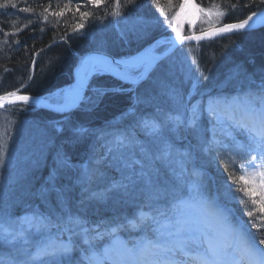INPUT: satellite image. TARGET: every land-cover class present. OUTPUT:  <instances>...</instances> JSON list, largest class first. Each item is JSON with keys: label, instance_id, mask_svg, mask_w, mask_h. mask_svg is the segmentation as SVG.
<instances>
[{"label": "snow or ice", "instance_id": "snow-or-ice-1", "mask_svg": "<svg viewBox=\"0 0 264 264\" xmlns=\"http://www.w3.org/2000/svg\"><path fill=\"white\" fill-rule=\"evenodd\" d=\"M158 2L159 0H153V3ZM6 3L11 4L14 8L17 6L13 0H6ZM137 3L138 0H126L125 9L135 8ZM259 3L264 4V0H259ZM85 4L99 8L104 5V0H82L75 6V12L83 21L75 26L74 32L78 35L86 34L83 31L85 29L84 22L93 15L88 11H80ZM253 6H255V0H245V2L237 0L236 3L225 0L226 11L218 10L215 12V16L219 20L230 13L243 11L245 8ZM186 9L189 11L186 12ZM70 10V3H66L59 11L52 12V15L61 17ZM20 11L33 13L34 9L24 7ZM49 11V8H44L45 13ZM123 12L120 0H115L111 16L114 19L122 20L125 19ZM199 13H205L209 17V23H213L211 20L213 13L210 9L200 7L194 0H183L180 4L179 10L175 12L172 21L169 22L175 33V38L169 37L167 40V43L171 45L170 55L174 54L178 48L182 51L185 41L193 39L199 41L205 37H218L224 34L244 35L264 27V10H262L252 11L243 19L237 18L234 22L224 23L220 27L202 31L199 36L182 34L181 25L184 22L194 25L195 18ZM47 18L45 15L44 19L47 20ZM119 20L116 22L118 23ZM140 22L141 18H136L134 27L135 23ZM30 23L31 21H29ZM63 39H67V34ZM159 43L158 41L154 42V45H150L144 53L127 59L110 58L101 48L96 50V54L82 58L77 69L76 83L68 91L61 92L62 100L58 104L57 110L63 112L79 106L82 102L89 101L91 98L86 97L85 92L89 87V81L96 75L111 74L128 84H138L161 59L156 54ZM32 66L34 72L35 59L32 61ZM237 74L239 75V73ZM186 75L193 88H198L200 77L203 75L198 62L189 60ZM29 79L31 80L32 76ZM244 79L247 77L244 76ZM21 87L23 88L25 85ZM93 91L102 96L110 90L93 89ZM171 95L178 104L184 103L186 100L185 97L178 96L174 90ZM31 100L32 97L29 94H21V89L0 94V106H4L6 103L15 105L17 102L28 104ZM135 102H139L138 98ZM134 111V107L130 108L122 113L121 117L126 118L134 114ZM185 113L186 121L180 116L171 115L167 117V121L176 127L186 126L195 130L198 122L206 114L212 124V138L205 139L201 136L203 151L209 154L214 153L213 160H218L223 153L233 165L238 163V170L241 174L237 176L235 171L228 172V180L231 181V186L242 194L239 203L248 217L247 224L250 228L256 229L259 234L258 243L264 245V78H262L259 91H253L251 87L244 90L242 86L241 92L235 96L209 95L206 103L201 100L191 104L189 98ZM224 125L248 131L250 142L246 151L250 159L246 162L243 160L237 162L233 155L237 149L243 152V145L225 143L217 137L216 129ZM165 126L164 121L140 117L118 134L116 148L106 146L107 154L104 159L114 157L119 161V157H115V152L128 149L129 146L133 149L138 148L147 158L149 153L144 151V146L135 143L136 130L143 128L150 135L156 136L162 145L156 153L151 154L152 160L162 162L169 160L172 156V143L162 135ZM56 130L63 131L59 128ZM71 131L74 136H80L87 129L78 127ZM204 131H208V129H204ZM95 150L96 145H90V151L95 153ZM6 153L7 146L0 140V165L6 162ZM181 156L184 159L180 161V171H172L176 181H179L187 172L185 161L189 153H181ZM57 162L60 168L69 171L76 167L70 162V157L63 154L62 151L57 153ZM92 162L90 158L89 163ZM124 168L131 172L130 175L125 176L127 184L113 183L101 192H91L89 199H103L109 193L119 192L121 189L127 190L130 185L137 182V178L149 186L152 185L153 174L143 171V162H140L141 171L139 172L136 171L135 161L125 164ZM224 170L227 171V167ZM97 174L103 175V173L94 172L88 167H84L82 171L78 172L75 183L81 186L84 191H89L85 186L93 182ZM192 175L196 176L198 181L190 186V195H184L183 188L174 184L175 196L165 210L158 211L156 215L139 211L137 214L139 223L130 221L132 226L140 232V236L135 240L123 239L120 233L124 230V225L116 222L105 226L103 231L100 230L99 224L92 229L85 227L87 222L79 216H74L67 208L66 193L71 188L68 186L57 188L55 186L56 177L51 175L49 184L52 187L45 188L44 192H56L59 211L53 208L47 212L33 211L18 217L6 213L5 218L0 220V247L6 246L16 252V256H10L6 264H264V249H257L247 231L219 203L220 196L216 195L212 198L203 196L201 192L203 185L199 181L203 179L204 173L194 168ZM156 182L159 183V170H156ZM161 196H167V189L157 192L156 198L159 199ZM249 205L251 210H249ZM69 223L75 225L79 231H73L67 226ZM65 232L71 234L68 240L62 238ZM90 232L95 234L90 236ZM71 236L82 237L80 244L78 245ZM106 237L110 242L101 249L99 244ZM20 244L24 247H17ZM82 245L87 247H81ZM33 247L35 251L31 250ZM78 247L80 256L74 259L73 253ZM18 257L24 258L18 259Z\"/></svg>", "mask_w": 264, "mask_h": 264}, {"label": "trees", "instance_id": "trees-1", "mask_svg": "<svg viewBox=\"0 0 264 264\" xmlns=\"http://www.w3.org/2000/svg\"><path fill=\"white\" fill-rule=\"evenodd\" d=\"M195 1L205 8L215 7L226 11L224 8L225 0ZM13 2L17 5L15 8L11 4H7L6 0H0V94H5L16 89H21L22 93L41 94L51 91L58 86L71 83L72 69L77 57L87 50L101 48L103 51L109 52L117 57H127L136 53L143 45L146 46L157 37L170 33L171 25L169 22L171 21V16L180 6L182 0H159L158 3H153V0H138L135 8L127 9H125L126 0H120L126 20L131 21L138 17H144L146 19L148 17L150 19H157L158 21L160 18L162 19L163 15L168 16L167 23H156L155 26L151 25V23L146 25L145 27L148 29V32L141 38L135 36L132 30L126 29V25L125 27L122 25V20H119V18L114 19L111 16L115 0H104V5L99 8L85 4L80 9V11L93 13L84 22L85 29L83 31L86 34L83 35H78L74 32L75 26L83 22L75 12V6L81 3L82 0H13ZM230 2L236 3L237 0H230ZM241 2H245V0H241ZM66 3H70V11H66L61 17L52 15V12L59 11ZM24 7H32L34 12H21L20 9ZM44 8H49L50 11L45 13ZM261 8H264V4L259 3V0H255V6L245 8L243 11L230 13L222 17L220 22L230 23L234 22L237 18L243 19L250 12ZM45 15L48 17L47 20L44 19ZM117 20H119L118 23L116 22ZM29 21H31L30 24ZM198 30L202 29L198 26L194 27V31ZM66 34L67 39L65 40L63 37ZM194 57L203 75L200 77L198 88H195V92L190 99L191 103L201 100L205 102L209 95L240 93L242 86L244 90H247L249 87L252 90H257L261 85L259 83H262V78H264V27L244 35L231 34L217 39L199 42L195 45ZM33 59H35L34 72L32 70ZM164 66H166L165 59L158 64L156 69L151 71L148 80L145 79L135 87L131 84L123 83L109 74L96 75L89 81V87L85 93V95L91 94L94 96L89 105L84 106L80 104L78 108L64 114H56L38 108L35 105L27 107L29 114L25 113L26 116L24 118L30 119L32 117L31 113H39V116H37L38 122L42 125L49 126V132H53L54 149L57 152L62 151L63 154L70 157V162L76 166L75 169L69 171L60 168L57 161L52 163L48 160V162L38 169L41 173V177L39 176L38 178L40 181L39 184H42L43 182L41 181H44L51 188L52 185L49 184V181L51 175H55V186L57 188L70 187L71 190L66 195L71 200V204L67 208L72 213L74 212L83 218L87 222L86 226L90 227L91 225L99 224L101 226L100 229L104 230L105 226L116 222L124 225V232L132 234L131 224L126 220L128 218H135L136 209L144 205L145 209L149 210L151 214H155L173 200L175 196V192L173 191L174 184L182 187L183 191L185 189V185L181 184L179 182L180 180L176 181L172 175V171L175 170L178 172L179 168L177 166V159L174 160L171 157L166 161L168 166L167 170L162 168L157 161H154L152 164H156L160 168L159 183L156 182V170L152 169V185L149 186L143 180L137 178V181L140 183L136 182L133 184L135 187L132 192L128 196L121 197L117 204L111 199L97 200L96 202V199H89L90 193L97 191L98 186L96 185V181H98L100 175L97 174L93 182L85 186L89 191H84L81 186L75 183L78 172L82 171L84 167H88L94 172L103 173V176L104 172L108 170L107 166L109 165V161L107 159L100 157L97 161L92 162L90 166L85 165L84 162L86 161L85 158L89 157L90 154L96 155L98 153H92L90 151V145L92 143L101 147L103 144H106L112 129L121 128L128 122V116L122 118L120 122L116 121V118L113 117L133 107L135 109L134 114L136 115L158 109L154 99V87L156 86L158 88L157 84L160 85L161 83H168L173 86L180 85L179 78L182 76L176 75L173 72L172 66L166 67L168 69L164 68ZM235 66H237V73L239 75L234 74L224 85L221 84L222 79L228 76L231 77L230 72ZM30 76H32L31 80L29 79ZM244 76L247 79H244ZM22 85H25V87L22 88ZM188 85L192 86V83L190 82ZM222 85L223 87L218 89ZM208 87L211 91L204 93ZM93 89H109L110 91H107L101 96L94 92ZM121 89L123 91H120ZM189 89L190 87H187L184 94H187ZM137 98L139 102H135ZM173 104L162 103L161 107L171 108ZM17 105L9 106L8 109ZM165 105L169 106L166 107ZM16 108L20 112L23 109L27 110L22 104ZM135 118L136 116L128 123H134ZM25 119L24 122H27ZM164 122L166 126L163 129L162 135L164 137L168 136L167 139L169 141L173 140L174 138L172 139L169 134L168 125L166 121ZM112 125H116L117 127L110 130ZM209 125L210 120L205 114L202 120L198 122L196 128L199 135L196 133V129H190L186 133L190 143L195 146L196 163L210 173V178L206 175L207 184L210 186L212 184L211 181H213L216 184L220 199L233 205L236 214L247 223L248 217L245 215L244 208L239 203L242 194L237 192L231 186V181L228 180V172L235 171L237 176L240 175L238 163L233 165L231 160L227 159L223 153L218 160H213L214 153L209 154L203 151L201 136L205 139H210ZM78 127L87 129V131L80 136H74L71 130ZM58 128L63 131L58 132L56 130ZM175 129L183 137L182 127H176ZM204 129H208V131H204ZM147 135L138 129L135 132V136L138 137L141 143L143 145L145 143V146L149 148ZM172 135L174 136V134ZM223 138L221 136L219 139L226 143V140ZM176 139L181 140L177 135ZM17 143L19 145L22 142ZM174 143L179 145L187 144L184 140ZM154 151L155 149L146 150L149 153L148 158L151 157ZM201 154L207 155L208 160L206 161L204 158H201ZM233 155L236 157L237 162L247 159L244 152H241L239 149L234 151ZM52 157L50 154L49 158L51 160L54 158ZM54 159L57 160L56 158ZM226 167L227 171L224 170ZM144 171L149 172L148 169ZM111 174L113 172L108 173L109 176ZM137 187H142L140 189L141 197ZM165 189H167V196H161L157 199V192H163ZM53 193L57 197L56 192ZM19 197H23V195H19V193L15 195L13 191H8L3 196L1 195L0 220L5 218V212L10 211L13 213L17 209L21 210L18 201ZM33 197L31 198H38L37 196ZM32 201H28L25 204L46 212L53 208L59 211L57 206L47 204L42 200L44 206L41 205L40 200L37 202ZM10 202L15 205L6 207ZM81 208L86 209L84 210L87 212V216L81 214L79 210ZM249 210H251L250 205ZM67 226L75 232L79 231L71 223ZM251 231L252 235L259 240V234H257L256 229L252 228ZM137 232L139 233L138 229L134 234ZM70 235V233L65 232L66 237H70ZM71 237L77 241L78 245L80 244L82 237ZM107 239V237L104 238V241ZM81 247L87 246L82 245ZM78 251L79 247L73 253L74 259L79 257ZM13 255L14 253L8 247H0V257L3 259Z\"/></svg>", "mask_w": 264, "mask_h": 264}, {"label": "rangeland", "instance_id": "rangeland-1", "mask_svg": "<svg viewBox=\"0 0 264 264\" xmlns=\"http://www.w3.org/2000/svg\"><path fill=\"white\" fill-rule=\"evenodd\" d=\"M200 7H202V6H200ZM207 9H210L213 13V16L211 17V20L213 21V23H211V24L209 23V17L205 13H199L195 18V24L194 25H189L187 22H184L181 25L182 34H188L189 32H192L193 28L196 26H198L200 29H207V28H211V27H215L216 25H219L221 18L219 20H217V18L215 16V12L218 10H215L214 8H207ZM185 11L187 12L189 10L186 9ZM256 11H258V10H256ZM138 18H141V22L135 23V27H134V22L136 21V19H133L131 21L126 20V19H122V23H123L122 25L124 27L126 25V29L132 30L134 32L133 34L135 36L141 38V37L145 36L146 32H148V29L145 27L146 25L151 23V25L155 26L156 23L157 24L167 23L166 21L168 19V16H166V18H165V15H163L162 19L160 18V20H158V21H157V19H150L148 17H146V19H144V17H138ZM128 21H130V22H128ZM141 29H143V31H141ZM171 31H172V27H171ZM172 34L175 35L174 31H172ZM165 40L161 39L158 41L160 43H159V47L156 49V53H158L160 51H164L167 48L166 46L168 45V43ZM155 42H157V40ZM152 45H154V44H152ZM195 45L196 44H189V45L183 44V46H182L183 50L182 51L179 50V48H178V50L174 54H171V55L169 54V55H166L164 57L165 62H166V66H164V68H166L168 66H172L173 72L176 75H181L182 77L179 78L181 83L178 86H173V85L168 84V83H161L160 85L157 84L158 88L156 86L154 87V90H155L154 99L156 101L158 109H154V110H151L150 112L143 113L140 115L131 114L127 118L128 122H131V120L135 116H136V118H135L134 122L137 119H139L140 117H144L146 119H157V120L160 119L162 121H166V123L168 125L169 134L171 135L172 139L174 138L173 140H170V142L172 143V156H171V158H173L174 160L177 159L178 162H180L181 160L184 159V157L181 156V153H184V152L189 153V156H188L186 161L191 162L193 152L196 149H195V146L189 142V139L186 136V133L190 131V128H188L186 126H181L183 129V134H184L182 137V135H179L177 133V130L175 129L176 126L167 121V117L169 115L180 116L181 119L186 121L185 108H186V106H188V99L189 98L191 99V97L193 96V93L195 92V88H193V86L188 85V83H190L191 81L187 78L186 68H187L189 60L195 61V57H194L195 56ZM144 47H145V45H143L139 50H137L135 54H138L142 51H145V49L149 48V47H146V48H144ZM135 54H132V56ZM164 58L161 59L160 61H158L153 66V69L151 71L156 69L158 64L162 60H164ZM166 69H168V68H166ZM151 71L149 72V74L146 76L145 79H147V80L149 79ZM237 72H238L237 66H235L230 72L231 77L228 76V77H225L224 79H222L221 84L224 85L225 82H227L230 78H232L234 74H237ZM145 79H143L141 81H144ZM259 84H261V83H259ZM223 85L219 86L220 88H218V89H221L223 87ZM71 87H72V85L70 86V88ZM187 87H190L189 92L187 91V94H184L186 92ZM206 89L207 90H205L204 93L211 91V89L209 87ZM173 90L175 91V93L178 96H183L186 98L184 103H180V104L176 103V101L173 99V96L171 95ZM222 96H225V95H222ZM48 97L53 101V103H60L62 100L61 92H58V91L53 93V94H49ZM86 97H90L92 99V97H94V96L91 94H87ZM91 99L89 101L82 102L81 105L88 106L89 103L91 102ZM162 103H168L169 105L171 103H174V104L172 105L171 108H162L161 107ZM195 103H197V102L195 101L194 103H191V104H195ZM21 104L24 105L27 110L23 109V111L20 112V110L18 108H16V107H18V105H21ZM18 105L13 106L10 109H8V107L0 108V140H2V142L7 146L6 162L4 164L0 165V198H1V195L3 196L8 191H11V189H9L10 183L21 173V171H20L21 169H23V171L26 170V171H24V173H28L32 170H34L37 173L38 169L43 164L48 162V160L52 163H55V161H57L54 158L57 159V153L58 152L56 150H53L54 149V135H53V132L52 133L49 132V126H45L44 124L42 125V124H40V122H38L37 116H39V113H37V112L31 113L32 117L29 116V117H31L30 119L24 118V116H26L25 113L29 112L27 107L33 106L35 104H33V103H28V104L19 103ZM169 105H165V106L167 107ZM76 108H78V106ZM62 114H64V113H62ZM158 116H159V118H158ZM117 117H119V118H117ZM113 118H116L115 120L118 122H120L122 120L121 114L116 116V117H113ZM24 119L27 122H24ZM128 122L125 123V126H123L121 128H116V129H112L114 127H117L116 125L115 126L112 125L110 127V130L112 129V132L110 133V135L106 141V144L102 143L103 145H105L104 148H103V145L101 147L96 146L95 152H98V153L96 155L90 154L89 157L85 158L86 161L84 162V164L85 165L87 164L88 166H90V164H91V163H89L90 158L93 162L97 161L100 157L104 158L107 154V147L116 148L117 147L118 134L123 132L125 129H127L129 125L133 124V123H128ZM211 129H212V124H210V126H209V137L210 138H212ZM138 130L144 132V134L145 133L148 134L147 135V139H148L147 144L149 145V148L145 146V143L143 145L137 136H136L135 143L137 145H140V143H141L144 146L145 152L147 149H155L154 153H156L158 148L162 146L160 140L156 136H151L147 132V130H145V129L143 130V128H138ZM244 130L247 133V135H249L248 131H246V129H244ZM240 132H244V131L239 130V133H238L234 130L233 127H231V125H224V126H221V127L216 129L217 137H218V135L227 136L230 138L231 142H233L234 144H240L237 141L238 136H241ZM171 133L174 134L175 137ZM196 133L199 135L197 129H196ZM22 134H23V136H26L27 139L23 140L22 144L19 143V145H18V143H16V140H18ZM176 135L179 136V139H181V140L176 139ZM165 138H168V136ZM183 140L187 144L179 145L177 143H174V142H180ZM7 142H8V145H7ZM91 145H95V144L92 143ZM11 146H13V150L15 152V155H14L13 150L11 149ZM49 147H51V149ZM50 154L54 157V158L52 157L53 160H51V158H49ZM253 154H255V153H253ZM115 157H119V161H117L114 157H110L107 159L109 161V165L107 166L108 170L104 172L105 177L102 175L98 178V181H96L97 182L96 185L98 186L96 192H101L103 189H105L106 187H108L109 185H111L113 183H125V184H127L128 181L125 179V176L130 175L131 172H130V170H126L124 168V165L130 164L133 161L136 162V171L137 172L141 171L140 162H143V164H144L143 171L145 169H148L149 172H151L152 169H155V170L160 169V168H158V166H156V164L152 165L154 163V161H151L152 156L150 158H148V157L145 158L143 152H141L138 148L133 149L131 146H129L128 149L116 151ZM200 157L204 158L206 161L208 160L207 155L205 156L204 154H201ZM155 161L159 162V165H161L162 168L167 170L168 166H167L166 161H163V162L159 161V160H155ZM13 166H14V168H13ZM188 167H189V165H188ZM12 168H13V170H12ZM194 168L195 167H192L190 169L193 171ZM195 169H197V168H195ZM109 172H113V174H111L109 176L108 175ZM145 173H148V172H145ZM6 174H7V177H6ZM160 175H162V174H160ZM11 176H12V178L10 180ZM197 181H198L197 177L191 178V183L189 184V186H191L193 183H195ZM199 182L203 185L202 181H199ZM137 183H140V182L137 181ZM47 185H48L47 183H44L45 187ZM17 186H19V185H17ZM134 187L135 186L130 185L127 190L121 189L119 192L109 193L105 198L96 199L95 202L97 200L99 201V200L111 199L114 203L117 204L119 202V199L123 196H128L132 192ZM137 188L140 192V197H141L140 189L142 187H137ZM208 190H209V187L206 183V185L202 186L201 192H202L203 196H205L207 198H212L211 197L212 194L209 195ZM214 196H215V194H214ZM33 198H31L30 196H28L26 199L24 198V196L19 197L18 198V201L20 203L19 207L22 210L34 209L33 207L27 206L25 204L31 200H33L32 202H34V201L37 202L40 200L39 198H37V199H33ZM112 201H111V203H112ZM40 202H41V205L44 206V203L41 200H40ZM145 204L149 205L148 203H145ZM10 205H12V204H10ZM223 207L227 210V208L225 206H223ZM142 208H145V206L143 205V207L142 206L139 207L140 210L137 211V214L139 211H143V210H141ZM36 209L37 208H35V210ZM38 210H40V209H38ZM20 211L21 210L17 209V210H15L14 214H17ZM7 213H11V212H7ZM26 213H29V212H26ZM146 213H148V211H146ZM137 214L135 215L136 218H137ZM130 221H135V220L131 219L128 222H130ZM134 229H136V228H134ZM121 237L123 239H127L123 235H121ZM132 240H135V239H132ZM22 246L23 245H21V244L17 245V247H22ZM4 247H6V246H4ZM192 247L194 248V246H192ZM256 247H257V249H262L261 247H258L257 245H256ZM9 249L11 250V252L14 253L13 256H16L15 250L12 248H9ZM31 250L35 251V248L31 249ZM23 258L24 257H18V259H23ZM7 259H8V257L5 259L0 257V262H3V264H6Z\"/></svg>", "mask_w": 264, "mask_h": 264}, {"label": "bare ground", "instance_id": "bare-ground-1", "mask_svg": "<svg viewBox=\"0 0 264 264\" xmlns=\"http://www.w3.org/2000/svg\"><path fill=\"white\" fill-rule=\"evenodd\" d=\"M146 47H149V45L147 44L144 48H146ZM142 53H144V51H142L138 54H135L132 57H135V56L140 55ZM138 84L133 85V86L135 87ZM253 91H256V90H253ZM26 139H27L26 136H23V134H22L21 137L18 140H16V143L17 142H23V140H26ZM7 145H8V142H7ZM49 148L51 149V147H49ZM11 149L13 150V146H11ZM53 150H55V149H53ZM13 152H14V150H13ZM14 155H15V152H14ZM13 168H14V166H13ZM13 168H12V170H13ZM20 171H21V173L10 183L9 189H11V191H13L16 195H18V193H19V195H23L25 198H27L28 196H30V197H33V196L36 197L37 196L40 200L44 201L45 203L57 206V197L55 196V194L53 192L52 193H50V192L45 193L44 192L45 188H49L48 186L44 187V181H41L43 183L39 184L40 181L38 180V178H39V176L41 177V173L39 171H37V173L34 170H32L28 173H24V171H26V170L23 171V169H21ZM167 174H168V172H167ZM6 177H7V174H6ZM11 178H12V176L10 177V180H11ZM179 182L183 185H188L191 183V179H187L186 176H183ZM17 185H19V186H17ZM10 204H12V203L10 202L9 204L6 205V207H8V206L10 207V206L15 205V204L10 205ZM69 204H71L70 199H68V201H67V207L69 206ZM84 209L85 208H81L79 210H80L82 215L87 216V212L85 211L86 209L85 210ZM0 210H1V208H0ZM138 210H140V209L139 208L136 209L135 215L137 214ZM141 210L148 211L145 208H142ZM33 211L34 212H41V213L46 212V211L38 210V209L35 210V208H34V209H29V210H26V209L22 210L21 209V211L19 213L14 214L15 213V211H14L13 213L11 212V214L13 217H18V216H24L26 214V212L31 213ZM8 212H10V211H8ZM5 213H7V212H5ZM73 215L79 216L78 214H76L74 212H73ZM53 232H55V229H53Z\"/></svg>", "mask_w": 264, "mask_h": 264}, {"label": "water", "instance_id": "water-1", "mask_svg": "<svg viewBox=\"0 0 264 264\" xmlns=\"http://www.w3.org/2000/svg\"><path fill=\"white\" fill-rule=\"evenodd\" d=\"M262 10H264V8L258 10L257 12L262 11ZM217 27H220V26H217ZM208 30H210V28H209V29H206V30H203V31H208ZM201 32H202V31H200V32H196V33L187 34V35H197V36H199V35H201ZM187 35H186V36H187ZM226 35H230V34H224L223 36H226ZM218 37H222V36H218ZM218 37H211V38L205 37V38H202V39L199 40V41L210 40V39H214V38H218ZM174 38H175V37H174ZM193 42H197V40L193 39V40H191V41H185L183 44H185V43H193ZM177 44H179V42H177ZM170 48H171V45L169 44V46H168L164 51L158 52V53H156V54H157L158 56H160L161 59H163L166 55L169 54V50H170ZM103 52L106 53L110 58H113V59H116V60L127 59V58H118V57H115L114 55H112V54H110V53H108V52H105V51H103ZM94 54H96V50H89V51L83 52V53H81V54L78 55V57H77V61H76V64H75V66H74V68H73V70H72V76H73V83H72V86L76 83L77 69H78V66H79V63H80L81 59H82V58H85V57H88V56H90V55H94ZM131 57H132V56H131ZM129 58H130V57H129ZM161 59H159L158 61H160ZM158 61H157V62H158ZM157 62H156V63H157ZM156 63H155V64H156ZM152 69H153V68H152ZM152 69H151V70H152ZM151 70H150V71H151ZM150 71H149V72H150ZM149 72L147 73V75L149 74ZM147 75H146V76H147ZM112 76H114V75H112ZM114 77H115V76H114ZM116 78H117V77H116ZM145 78H146V77H145ZM145 78H143V79H145ZM143 79H141V80H143ZM141 80H140V81H141ZM69 89H70L69 86H65V85H64V86L58 87V88H56V89H54V90H52V91H50V92H48V93L37 94V95L29 94V95L32 97V100H31L29 103L36 104V105H38L39 107L44 108V109L49 110V111H52V112H54V113H66V112H69V111L75 109L76 107H74V108H70V109H67V110L61 112V111H58V110H57V108H58V104H56V103H51V102H49V101L46 99V96L49 95V94H53V93H55V92H57V91H60V90H63L64 92H66V91H68ZM21 94H27V93H21ZM17 103H22V102H17ZM7 106H9V105L6 103L4 106H0V108H4V107H7Z\"/></svg>", "mask_w": 264, "mask_h": 264}]
</instances>
